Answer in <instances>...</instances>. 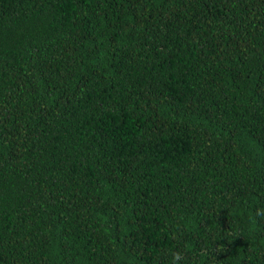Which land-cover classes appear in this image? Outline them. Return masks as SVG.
I'll list each match as a JSON object with an SVG mask.
<instances>
[{"label": "trees", "instance_id": "trees-1", "mask_svg": "<svg viewBox=\"0 0 264 264\" xmlns=\"http://www.w3.org/2000/svg\"><path fill=\"white\" fill-rule=\"evenodd\" d=\"M0 264H264V0H0Z\"/></svg>", "mask_w": 264, "mask_h": 264}, {"label": "clouds", "instance_id": "clouds-1", "mask_svg": "<svg viewBox=\"0 0 264 264\" xmlns=\"http://www.w3.org/2000/svg\"><path fill=\"white\" fill-rule=\"evenodd\" d=\"M178 259H179V254L178 253L173 254V261L178 260Z\"/></svg>", "mask_w": 264, "mask_h": 264}]
</instances>
